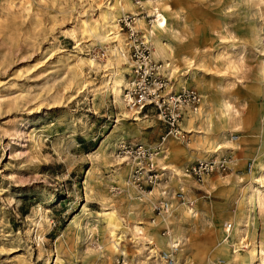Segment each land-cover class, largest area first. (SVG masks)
<instances>
[{
	"label": "rangeland",
	"instance_id": "374dc122",
	"mask_svg": "<svg viewBox=\"0 0 264 264\" xmlns=\"http://www.w3.org/2000/svg\"><path fill=\"white\" fill-rule=\"evenodd\" d=\"M112 1L0 0V264H164L163 253L170 252L174 264H260L264 0H129L132 36L120 21L124 15L116 28L102 27ZM156 10L175 37L177 71L169 76L166 69L167 76L176 87L184 75L200 93L201 108L198 82L208 109L229 101L236 114L222 129L183 130L180 121L190 111L176 134L167 133L154 110L138 119L121 114L106 79L117 75L126 83L133 37L147 40L162 66L172 62L153 57L144 37ZM109 28L117 42L105 41ZM219 132L232 146L214 153ZM121 142L151 150L154 188L161 190L129 179L134 160ZM200 159L222 160L226 168L202 179L186 175L185 167ZM175 170L188 180L183 186ZM256 189L263 192L261 210ZM164 199L169 210L182 209L177 251L167 246L168 229L159 220ZM104 211L119 223V251L110 249L107 222L98 214ZM136 225L152 235L149 247L137 239Z\"/></svg>",
	"mask_w": 264,
	"mask_h": 264
},
{
	"label": "built area",
	"instance_id": "2783aa9c",
	"mask_svg": "<svg viewBox=\"0 0 264 264\" xmlns=\"http://www.w3.org/2000/svg\"><path fill=\"white\" fill-rule=\"evenodd\" d=\"M123 16L120 21L127 25L128 36L134 34V29ZM143 37V35H142ZM144 38H134L127 45V56L131 62L127 72L126 85L122 88V97L129 107L138 109V114H145L154 110L156 117L167 128V133L176 134L182 131L179 121L188 110L196 109L200 104V93L192 86H172V81L167 76L166 67L162 62L150 56L149 48ZM127 156L134 160L130 170L129 179L139 188L151 185L158 178L156 164L153 161L151 150L141 142H121ZM226 168L224 161L200 159L185 167V171L196 179H202L214 169ZM166 209V203L158 206ZM159 209V210H160ZM230 224L227 225V227ZM168 264L172 258L167 255Z\"/></svg>",
	"mask_w": 264,
	"mask_h": 264
},
{
	"label": "bare ground",
	"instance_id": "6f19581e",
	"mask_svg": "<svg viewBox=\"0 0 264 264\" xmlns=\"http://www.w3.org/2000/svg\"><path fill=\"white\" fill-rule=\"evenodd\" d=\"M130 9H132V7H131L129 0H124V4H121V3L118 4V0H113L112 3H110L107 7L108 15L106 16V19H105L106 24H103L102 27H105V25L107 26L111 25L113 26V28H116L117 18L119 17V15L125 16L126 10H130ZM155 15H156V19L153 20V24L149 28H147L146 31H144V35H145L144 37L150 40V42L152 41V45H153L152 56L153 57L157 56V57H160L164 61H166L167 59L172 61L171 63H166V62L164 63V67L167 68L168 74L170 76L175 71H177L176 66L173 64V60L176 59L177 57L172 47V44L175 41V37H174V33L170 30L168 18L165 15L159 14L157 10L155 12ZM111 35L113 36L110 37ZM104 37L106 38L105 41L117 42L119 40L117 32H113L112 28L107 29ZM164 39L166 40V42L164 41ZM120 41L118 43H120ZM196 55H197V52L194 53V56ZM121 57H125V55L123 54V56ZM81 60L84 62L86 61V63L88 64H91L93 62L90 59H85V60L81 59ZM182 62L184 64L189 65V67H193L194 65V62L192 61L191 58L190 59L182 58ZM109 76L110 77L106 79V85L109 87V91L112 93L114 101L118 103L120 110H121V114L127 118L138 119L139 118L138 109L127 106L123 100L121 88H122V85L124 84L126 85V83H124V81H122L121 78L117 75H115L114 77H112L111 75ZM177 82H178V86L180 85L188 86L189 85V83L185 80L184 75H179L178 78H176V83ZM197 87L202 93V98L204 100L202 104V108L201 106L200 107L198 106L196 109L188 110L193 113H191L189 116L187 115L182 122L180 121L181 123L180 125L182 126L183 130H186L188 132L193 131L191 129H196L197 125L202 126V128H204L206 131H213L215 128H219V127L222 129L221 125L224 122V120L226 118L232 119L233 115L236 114L233 112V108L231 104L229 103V101L225 100L219 108L213 109L212 107H210V109H208V105H206V101H205L207 97L204 95L205 87H203V85L200 82H198ZM206 109H208V111H206ZM214 111L216 112L214 113ZM136 114L138 115V118H135ZM224 136H226V133H223V134L222 132L218 133L217 135L218 143L214 145V148H216L215 150L213 149L214 153H217L219 150H221L222 144L226 146H232L227 139H224L225 138ZM222 140H223V143H222ZM169 141L170 140H165L164 145L167 146L168 144H170ZM174 172L176 173V176H178V179H177L178 183L180 184V186H183L185 183L182 179H180L179 175H181V173L178 170H175ZM184 173L190 176L188 172L184 171ZM261 178H262V175H261ZM156 184L157 182H155L149 190L151 191ZM159 188H160V185H157L154 188V191H159ZM262 193L263 192H261L259 189H256L253 194L254 197H256V205L259 210H261V208L263 207ZM88 194L89 193L86 192L85 197H88ZM161 195L167 199V194L165 192H163ZM104 200L106 202L109 201V199L107 198ZM162 202L166 203V209H160L159 213L161 212H164V213L160 215L159 220H161L162 224L168 229L167 246L171 248L172 250L177 251L179 248V244L182 241L180 240V237L178 236V232L176 228L177 225L175 224V222H177L180 219V213L182 209H180L179 207L175 211H171L169 210L172 207L171 203L169 202L170 203L169 204L165 199ZM162 202L160 203L162 204ZM98 214L104 217V219L107 222V231H108L107 240L111 239L112 241L111 243H113L110 249L112 250L114 248L115 251L116 250L119 251V247L117 248L118 243H116V239L114 235L116 229L119 227V223L117 219L114 217L113 215L114 213L112 211L111 212L104 211ZM134 229L137 235H141V238H137V239H141L145 241V244H142V245L144 247L150 245L152 235L149 232L143 233L142 228L140 226L136 225ZM164 242L166 243L164 239H161V238L158 239V244H160L161 246L164 244ZM163 254H164L163 255L164 264H168L165 260V256L167 255H169L172 258V261L170 262V264H174V254H172L171 252L168 254H165V253ZM263 256H264V249L260 244L259 252H257L256 254V258L258 259L260 264H264ZM243 263H245V261H243Z\"/></svg>",
	"mask_w": 264,
	"mask_h": 264
},
{
	"label": "crops",
	"instance_id": "0c3cea01",
	"mask_svg": "<svg viewBox=\"0 0 264 264\" xmlns=\"http://www.w3.org/2000/svg\"><path fill=\"white\" fill-rule=\"evenodd\" d=\"M183 118H184V116H183ZM183 118H182V119H183ZM210 153H211V151H210ZM180 179H182V178H181V176H180ZM182 180L184 181V183H187V182H188V180H187V179H182ZM159 189L161 190V186H160V188H159ZM160 192H161V191H160ZM151 193H152V192H151ZM161 194H162V192H161ZM181 205H182V204H181Z\"/></svg>",
	"mask_w": 264,
	"mask_h": 264
}]
</instances>
